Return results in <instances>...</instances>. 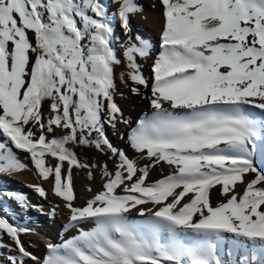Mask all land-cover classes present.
I'll return each mask as SVG.
<instances>
[{
    "label": "snow or ice",
    "instance_id": "snow-or-ice-1",
    "mask_svg": "<svg viewBox=\"0 0 264 264\" xmlns=\"http://www.w3.org/2000/svg\"><path fill=\"white\" fill-rule=\"evenodd\" d=\"M114 2L129 38L120 79L132 83L133 94L150 90L144 97L150 114L134 127L114 99L121 60L102 0H0V174L27 170L18 156L27 153L65 201L64 232L94 225L49 243L38 258L21 240L31 230L10 222L0 208V264H264V170L254 162L264 150V0H160L164 23L154 56L149 40L132 36L130 18L142 6ZM150 57L151 84L138 63ZM251 108L260 110L258 117ZM118 124L129 129L120 138L136 153L146 152L151 164L138 168L112 144L106 128L115 133ZM57 129L66 134L49 139ZM69 144L110 153L114 174L106 163H81ZM46 157L56 163L46 164ZM160 162L174 172L146 183ZM73 167L87 169L89 179L100 168L106 178L83 207L73 205ZM249 174L243 194L236 193ZM217 185L228 198L212 206L210 190ZM33 187L47 198L42 186ZM4 195L27 209L25 195ZM132 211L143 219L130 220Z\"/></svg>",
    "mask_w": 264,
    "mask_h": 264
},
{
    "label": "bare ground",
    "instance_id": "bare-ground-1",
    "mask_svg": "<svg viewBox=\"0 0 264 264\" xmlns=\"http://www.w3.org/2000/svg\"><path fill=\"white\" fill-rule=\"evenodd\" d=\"M103 4L107 6L109 13L113 17V28L114 35L111 40L112 47L114 48L116 55L121 60L119 65L115 66V90H114V99L119 108L123 113V117L129 120L132 126H136V124L142 119V116L145 113H150L149 102L145 99V96L150 95V90H145L141 87L140 95L133 94L131 92V87H133L132 83L129 81L127 84L123 83L120 79V73L122 71H126L125 68V58L123 56L124 45L128 43V36H126L119 26L118 20L116 17V10L119 5L114 2V0H102ZM137 2L142 6L143 11L133 15L130 18V24L132 28V36L140 35L141 37L149 40L153 45V56L159 50L160 44V35L163 29L164 19L162 16L163 7L160 3V0H137ZM31 35V34H30ZM34 42V41H33ZM138 63L141 66L142 74L145 78L148 79L149 84L152 82V57L147 60H138ZM43 112L46 114L49 111V104L45 102L43 104ZM251 114L254 117H258L260 110L251 108ZM117 132H113V130L108 127L106 128V132L108 137L110 138L112 144L120 149L126 151L127 154L133 153L125 139L120 138V133H127L129 130L127 126L124 124L117 125ZM65 133H61L60 131H55L52 134H49V139L53 136L59 138L65 135ZM88 150H97L95 148H85ZM95 151H91V153H85L84 155H79L77 152V147L74 149V152L77 154L81 163H97L105 164L106 161L105 155L99 153V156L95 154ZM264 151V150H263ZM87 154V155H86ZM110 154V153H109ZM19 159L28 165L27 170L19 171L15 174H0V208L3 209L4 214H6L10 220L15 225H19L22 228H26L31 230L28 234L22 235L21 240L25 246V248L37 256L38 258H43L47 254L46 246L49 243H61L62 239H70L73 236L79 233V230L82 228L83 230H90L94 225L92 224H82L77 228H73L69 230L66 234L64 233V226L68 223V218L70 216V212L67 208H65V203H63L60 199L56 198L53 194V182L49 178L48 180H44L36 175L34 168L32 167V163L30 158H26L28 156L25 152L18 153ZM138 156V155H137ZM83 159H86L87 162H84ZM49 160V159H48ZM144 160V159H142ZM148 160V159H147ZM146 161L140 162V167H143L146 164ZM49 161L47 163H51ZM52 164V163H51ZM164 164L162 168H167L169 170H174L173 167ZM157 167V166H156ZM67 163L64 164V169L66 170ZM74 170V169H73ZM160 170V169H159ZM93 175L96 177H102L101 170L94 171L92 170ZM167 171V170H166ZM165 171V172H166ZM98 172V173H97ZM101 172V173H100ZM114 174V171H112ZM168 172V171H167ZM172 172V171H170ZM161 172L160 175H162ZM170 174V173H169ZM158 175V174H157ZM156 175V178H157ZM159 175V176H160ZM165 175V174H163ZM162 175V176H163ZM158 176V177H159ZM251 178V175L249 176ZM81 182L85 185V187L90 184L89 181L84 180V178H80ZM79 180V179H78ZM89 180V179H88ZM76 181V180H75ZM79 182V181H78ZM42 186L46 193L47 198L40 197L34 190L33 186ZM78 186V185H77ZM92 188L95 192H99L98 186L96 183H91ZM238 186V185H237ZM235 186V192L241 194L244 187ZM76 188V187H75ZM79 190V189H78ZM30 193H27V192ZM221 187H217L214 189L213 195L217 202L224 203L227 200V196L220 195ZM18 193L23 194L27 197L28 207L27 209H22L15 201L9 200L5 193ZM79 193V192H78ZM192 194H190L191 197ZM212 195V196H213ZM91 196H82L78 199V201H73V205L76 207H83L86 200ZM78 198V197H77ZM59 205V208L56 210L55 218H51L50 213L54 206ZM36 206L41 207L39 214H34L33 207ZM33 211V212H32ZM36 212V211H35ZM130 220L133 219L134 222L141 220V217L136 214V212H132L129 214ZM136 220H135V219ZM139 218V220H137ZM5 243H11L8 238L4 237ZM7 252V249L3 250ZM222 259L226 262H229L230 258L225 255V252H220ZM234 259V258H233ZM26 264H32L31 261H26Z\"/></svg>",
    "mask_w": 264,
    "mask_h": 264
},
{
    "label": "rangeland",
    "instance_id": "rangeland-1",
    "mask_svg": "<svg viewBox=\"0 0 264 264\" xmlns=\"http://www.w3.org/2000/svg\"><path fill=\"white\" fill-rule=\"evenodd\" d=\"M48 114V113H47ZM47 114H46V116H47ZM150 114V113H149ZM144 117V115L142 116V118ZM56 131H60L61 133L63 132V133H65L66 132V130H60V129H57ZM67 147H69L71 150H73L74 151V149L77 147V152H78V154L79 155H84L85 153H91V151H95L94 149L93 150H88V152H85V151H87L83 146H75V145H72V144H69V145H67ZM94 148V147H93ZM131 149V148H130ZM132 150V149H131ZM132 152L133 153H130V154H127L128 156H129V158L130 159H134L135 161H136V163H137V167L139 168L140 167V162H142V161H146L147 159V162H146V164H151L152 163V160L151 159H149V158H146V152L145 153H143V154H141V153H136L134 150H132ZM99 153L100 152H96L95 151V154H97V156H99ZM86 154V155H87ZM110 155V154H109ZM109 155H105L104 157H105V161H106V164H107V166H108V169L112 172V171H114L115 172V165H116V163H117V161L116 160H114V159H109ZM138 155V156H137ZM141 157H144V158H141ZM51 159V163L54 165L55 163H56V160L54 159V158H51V157H46V162L47 161H49V160ZM142 159H144V160H142ZM83 161L84 162H87V160L86 159H83ZM254 162H255V164L257 165V167L259 168V169H261V170H264V151L263 150H258L257 151V153L255 154V160H254ZM67 162L65 161L64 162V164H66ZM91 164H93V162L91 163ZM99 164H101L102 165V163H100L99 162ZM145 164V165H146ZM164 164H166V163H164V162H160V164L159 165H157V167L155 166V167H153V168H150L149 169V176L147 177V179H146V183H152V182H155V181H157L158 179H160V178H163L164 176H167L169 173L171 174L172 172H174V170H169V169H167V168H162V166L164 165ZM169 167V166H168ZM73 178H74V195H75V201H78V199L80 198V197H82V196H91V197H93L95 194H97V192H95L94 191V189L92 188V186H91V183H96L97 184V186H98V189H99V192L100 191H102L103 190V183H104V181H105V179L106 178H102V177H96L95 175H93V178L92 179H89L88 178V175H87V173H88V170L87 169H78V168H76V167H73ZM160 169V170H159ZM35 170V169H34ZM92 170H94V171H98V170H101L100 168H93ZM168 172H167V171ZM166 171V172H165ZM170 171H172V172H170ZM93 172V171H92ZM102 172V171H101ZM100 172V173H101ZM161 172H163V174H165V175H160L161 174ZM35 173H37L36 171H35ZM98 173V172H97ZM139 174V173H138ZM158 174V175H157ZM36 175H38V173L36 174ZM156 175H157V178H156ZM160 175V176H159ZM251 175V178L249 177ZM253 175L254 174H249V175H247V176H245V178H244V180H245V183H238L236 186L237 187H239V186H241V187H244V189H245V186H246V183L248 182V181H250L252 178H253ZM159 176V177H158ZM40 177V176H39ZM41 178V177H40ZM80 178H84V180H86V181H89L90 182V184H88L86 187H85V185L80 181L81 179ZM50 179L52 180V182H53V184H52V186L54 185V181H53V179L50 177ZM79 179V180H78ZM89 179V180H88ZM76 180V181H75ZM79 181V182H78ZM78 185V186H77ZM260 186H264V185H260ZM76 187V188H75ZM89 187H91V189H92V191L91 192H89L87 189L89 188ZM122 187V186H121ZM217 187H221L220 185H217V186H215L214 188H212L211 190H210V202H211V205L212 206H217L218 204H220V202H217L216 201V199H215V197H214V195H213V192H214V189L215 188H217ZM79 189V190H78ZM244 189L242 190V192H241V194L240 195H242L243 194V191H244ZM117 194H123L122 192H121V190H120V188H118L117 190ZM79 192V193H78ZM27 193H30L29 191L27 192ZM213 195V196H212ZM56 197V196H55ZM78 197V198H77ZM90 197V198H91ZM56 198H58V199H60L61 201L63 200L62 198H59V197H56ZM188 199H190V194H189V196L188 197H186L185 198V200L184 201H182V203L183 202H187V200ZM64 201V200H63ZM62 201V202H63ZM63 203H65V201L63 202ZM150 206V205H149ZM40 208L41 207H39V206H36V208L35 207H33V210H34V214H39L38 212L40 211ZM36 211V212H35ZM33 212V211H32ZM133 212V211H132ZM131 212V213H132ZM135 212V211H134ZM137 214V213H136ZM129 218H131V217H129ZM135 219V218H134ZM141 219H143V217H141ZM136 220V219H135ZM137 220H139V218H137ZM132 221H133V219H132ZM65 233V232H64ZM67 233V232H66ZM65 233V234H66ZM224 251V249H223V246H222V248H221V252H223ZM225 252V251H224Z\"/></svg>",
    "mask_w": 264,
    "mask_h": 264
}]
</instances>
